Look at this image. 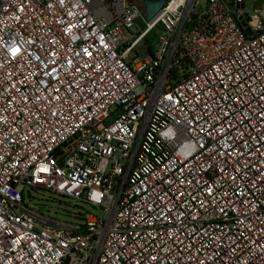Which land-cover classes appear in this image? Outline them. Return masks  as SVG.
Returning <instances> with one entry per match:
<instances>
[{"label": "built area", "instance_id": "1", "mask_svg": "<svg viewBox=\"0 0 264 264\" xmlns=\"http://www.w3.org/2000/svg\"><path fill=\"white\" fill-rule=\"evenodd\" d=\"M163 1L0 0V264H264V0Z\"/></svg>", "mask_w": 264, "mask_h": 264}, {"label": "rangeland", "instance_id": "2", "mask_svg": "<svg viewBox=\"0 0 264 264\" xmlns=\"http://www.w3.org/2000/svg\"><path fill=\"white\" fill-rule=\"evenodd\" d=\"M259 0H248L247 8L259 4ZM202 5H206V0H201ZM164 35L162 29H156L147 39L149 46H155L160 37ZM147 45L145 42L141 43L138 47L139 54L144 56L147 54ZM28 204L35 208L48 211L51 215L60 218L61 220L74 219L75 214L85 213L98 218L103 217V213L98 208H92L90 205L82 204L73 199H66L60 195L42 190H30L29 193L25 192Z\"/></svg>", "mask_w": 264, "mask_h": 264}, {"label": "water", "instance_id": "3", "mask_svg": "<svg viewBox=\"0 0 264 264\" xmlns=\"http://www.w3.org/2000/svg\"><path fill=\"white\" fill-rule=\"evenodd\" d=\"M163 0H143L142 4L144 7L145 16L151 19L164 5Z\"/></svg>", "mask_w": 264, "mask_h": 264}, {"label": "trees", "instance_id": "4", "mask_svg": "<svg viewBox=\"0 0 264 264\" xmlns=\"http://www.w3.org/2000/svg\"><path fill=\"white\" fill-rule=\"evenodd\" d=\"M186 61H187V59H184V60H183V62H186Z\"/></svg>", "mask_w": 264, "mask_h": 264}]
</instances>
